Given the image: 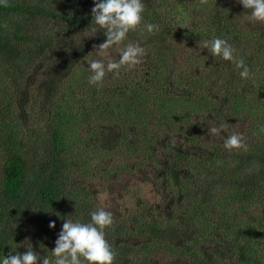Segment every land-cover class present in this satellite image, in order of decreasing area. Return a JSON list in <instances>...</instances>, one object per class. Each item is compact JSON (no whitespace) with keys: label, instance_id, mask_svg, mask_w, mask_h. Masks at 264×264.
Wrapping results in <instances>:
<instances>
[{"label":"trees","instance_id":"1","mask_svg":"<svg viewBox=\"0 0 264 264\" xmlns=\"http://www.w3.org/2000/svg\"><path fill=\"white\" fill-rule=\"evenodd\" d=\"M143 2L121 49L146 55L102 87L89 83L106 40L94 0L0 6V264L29 244L54 260L63 223H90L100 208L113 214L114 264H264V24L239 0ZM214 38L250 78L203 47ZM233 133L247 151L224 147ZM118 188L124 200L135 191L125 215L99 198Z\"/></svg>","mask_w":264,"mask_h":264},{"label":"clouds","instance_id":"2","mask_svg":"<svg viewBox=\"0 0 264 264\" xmlns=\"http://www.w3.org/2000/svg\"><path fill=\"white\" fill-rule=\"evenodd\" d=\"M245 9L250 10V19L254 22L264 24V0H239ZM209 0H201V4L207 5ZM0 6L9 7V0H0ZM146 4L143 0H94L92 9L93 23L99 30H104L105 42L94 45L97 56L101 59L90 63L92 75L89 83L102 87L108 73L118 78L121 69L131 70L142 63L146 55L145 49L139 43L128 42L121 49V45L128 39L130 33L141 28L144 21ZM5 27L7 25H4ZM149 33L155 34L159 25L148 23L145 25ZM97 32L96 28H93ZM116 48L120 51L119 60L109 55V50ZM203 47L209 49L213 56L222 57L231 61L240 71L243 79L250 78V70L243 58L237 59L234 55L235 49L225 39L214 38L210 41H203ZM223 128V125H221ZM220 128L210 127V134H217ZM264 133V126L260 128ZM224 147L229 151H247L245 137L242 134L233 133L225 140ZM55 222H50V228L55 229ZM114 227L113 214L100 208L91 213L90 223L74 222L68 218L62 226V230L55 242L52 251L54 260L48 257H40L28 245L24 254H15L4 257L2 264H114L116 254L106 238V229Z\"/></svg>","mask_w":264,"mask_h":264},{"label":"rangeland","instance_id":"3","mask_svg":"<svg viewBox=\"0 0 264 264\" xmlns=\"http://www.w3.org/2000/svg\"><path fill=\"white\" fill-rule=\"evenodd\" d=\"M110 53V51H109ZM97 58H100L99 56ZM136 184H134L135 186ZM142 187V186H141ZM136 188V187H135ZM130 196L126 197V200L120 198L122 196V189H117L113 196H110L108 193H105L104 191H101L99 193L100 201L102 202V205L105 206V208H111L116 210L119 214L125 215L127 212V209L135 208L136 204V197H133V194L135 191H130ZM152 190L148 186H143L141 190L142 196H144L149 201L153 202L155 201L153 194L151 193ZM114 198V201H111V198ZM28 241V238H27Z\"/></svg>","mask_w":264,"mask_h":264}]
</instances>
